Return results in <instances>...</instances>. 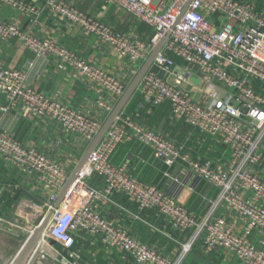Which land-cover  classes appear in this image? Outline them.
I'll return each mask as SVG.
<instances>
[{"label":"built area","instance_id":"2783aa9c","mask_svg":"<svg viewBox=\"0 0 264 264\" xmlns=\"http://www.w3.org/2000/svg\"><path fill=\"white\" fill-rule=\"evenodd\" d=\"M104 1L151 30L152 37L143 41L122 34L59 0H45L44 6L61 23L78 27L108 47L113 56L126 60L134 75L169 34L136 92L149 107L168 104L174 121L217 142L229 152V159L218 165L194 158L184 145L149 128L136 115L128 117L121 112L55 208L68 172L49 156L0 130V160L34 179L47 193L34 229L52 214L37 250L46 244L62 264H79L80 254L71 249L83 232L98 237L103 247L123 253L134 264H184L185 256L198 243L205 254L224 252L240 264H264V175L258 171L264 147V0ZM0 3L21 14L36 13L20 0ZM0 41H15L37 57L50 56L60 72L102 89L110 99L102 97L96 104L106 118L127 88L120 77L85 62L52 40L36 37L15 22H0ZM194 80L200 85L195 92L190 87ZM0 95L7 103L0 107L3 113L12 110L45 119L79 138L85 147L105 121L46 97L27 85L25 74L16 69L0 67ZM133 141L149 148L166 168L187 169L214 189V195L204 198L201 214L189 212L161 189L131 177L125 165L111 162L120 145ZM93 177L101 180V189L89 185ZM164 178L180 183L169 170ZM3 187L0 180V195ZM116 195L125 197L139 211L156 212L175 232L191 233L177 258L141 244L100 216L98 206ZM70 202L74 206L70 207ZM2 225L7 222L0 219ZM33 230L23 237V243ZM253 237L258 238L257 244ZM47 239L67 250L68 256L53 249Z\"/></svg>","mask_w":264,"mask_h":264},{"label":"crops","instance_id":"0c3cea01","mask_svg":"<svg viewBox=\"0 0 264 264\" xmlns=\"http://www.w3.org/2000/svg\"><path fill=\"white\" fill-rule=\"evenodd\" d=\"M20 1L33 7L36 13L21 14L0 3V22H15L21 29L30 30L38 38L52 40L85 62L120 77L128 86L134 77V69L126 60L113 56L108 47L96 38L84 35L78 27L61 23L54 18L45 8V0ZM59 1L122 34L143 41H148L153 35L151 30L104 0ZM176 64L178 68L182 67L180 62L176 61ZM0 67L21 71L26 76L27 85L54 101L100 122L106 119L105 112L96 102L102 97H110L99 87L87 81L75 80L69 73L60 72L50 56L37 57L15 41H0ZM192 86L195 92L200 85L194 80L190 84ZM6 104L4 97L0 95V107ZM122 112L128 117L136 115L141 123L184 145L194 158L209 159L218 165L229 159V152L217 142L195 134L180 121H174L168 104L149 107L135 92ZM0 120L1 131L13 136L23 146L49 156L62 165L69 176L86 148L79 138L69 135L57 124L45 119L22 115L12 110L7 113L0 110ZM261 154L258 171L264 175V147ZM111 162L117 166L125 165L131 177L156 186L194 214H201L205 205L204 198L215 193L214 189L189 170L181 167L166 168L153 156L149 148L135 141L120 145L112 155ZM168 170L180 180L179 184L164 178V173ZM0 180L4 186L0 195V219L7 222V225L0 226V263L9 264L22 246L23 238L21 243L18 239L22 236L26 238L37 225L41 216V205L46 202L47 193L34 179L24 177L19 169L1 160ZM89 185L95 189L102 188V182L97 177L91 178ZM69 206H74V203L70 202ZM98 213L111 226L125 230L141 244L158 250L170 259L178 257L181 245L191 236L190 232H175L156 212L139 211L134 204L120 195L113 196L110 202L100 204ZM46 242L63 257L68 256V251L58 243L50 239ZM253 242L257 244L258 238L253 237ZM71 250L80 254L79 264H134L123 253L103 247L98 237L83 232L77 235ZM29 264L62 263L39 248ZM184 264L240 263L224 252L205 254L198 243L185 256Z\"/></svg>","mask_w":264,"mask_h":264},{"label":"water","instance_id":"95a60500","mask_svg":"<svg viewBox=\"0 0 264 264\" xmlns=\"http://www.w3.org/2000/svg\"><path fill=\"white\" fill-rule=\"evenodd\" d=\"M190 2V1H189ZM188 2V4H189ZM188 4L184 8L183 12L186 10ZM180 19V18H179ZM178 19V20H179ZM169 34L165 35L159 43L154 47V49L151 51L147 59L144 61V63L140 66L137 73L134 75L130 83L128 84L125 92L120 97V99L115 104L113 110L111 113L107 116L105 121L103 122L100 130L98 131L95 138L92 140V142L85 148L84 153L82 154L78 164L76 165L75 169L72 171L71 175L69 176L68 180L66 181L65 185L61 189V191L58 193L57 200L54 204V207L57 208L60 203L63 201L64 197L66 196L67 191L72 185L74 177L77 175V173L81 170V168L84 166L88 156L102 143L103 138L107 132V130L110 128V126L113 124V122L116 120V118L120 115V113L124 110L125 106L129 102V100L132 98V96L135 94L138 85L140 84L143 76L146 74V72L150 69L156 55L161 51L163 45L168 39ZM243 113H245V110H242ZM52 213H48L45 218L40 222V224L32 231V234L30 237L22 244L17 254L14 256L12 261L9 264H29L32 260L34 253L36 252L38 248V244L43 236L45 227L51 217ZM1 264V263H0Z\"/></svg>","mask_w":264,"mask_h":264},{"label":"bare ground","instance_id":"6f19581e","mask_svg":"<svg viewBox=\"0 0 264 264\" xmlns=\"http://www.w3.org/2000/svg\"><path fill=\"white\" fill-rule=\"evenodd\" d=\"M42 248V249H41ZM40 250L41 251H45L47 253H50V254H53V252L50 250V248L46 245V244H41V247H40ZM41 255V254H40ZM39 257V255H38ZM14 258V257H13ZM47 258V257H46Z\"/></svg>","mask_w":264,"mask_h":264},{"label":"rangeland","instance_id":"374dc122","mask_svg":"<svg viewBox=\"0 0 264 264\" xmlns=\"http://www.w3.org/2000/svg\"><path fill=\"white\" fill-rule=\"evenodd\" d=\"M22 238H23V236H22L21 238L18 239V240L20 241V243L22 242ZM50 246H51V244H50Z\"/></svg>","mask_w":264,"mask_h":264}]
</instances>
